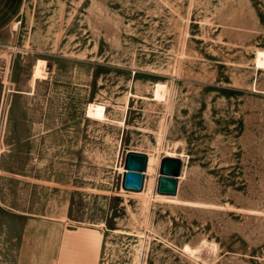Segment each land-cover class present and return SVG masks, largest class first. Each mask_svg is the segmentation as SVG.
<instances>
[{
  "label": "rangeland",
  "instance_id": "obj_1",
  "mask_svg": "<svg viewBox=\"0 0 264 264\" xmlns=\"http://www.w3.org/2000/svg\"><path fill=\"white\" fill-rule=\"evenodd\" d=\"M258 51L264 0H27L0 35V264L17 213L99 231L100 264H264ZM132 151L154 161L140 192ZM168 154L183 177L160 197Z\"/></svg>",
  "mask_w": 264,
  "mask_h": 264
},
{
  "label": "crops",
  "instance_id": "obj_2",
  "mask_svg": "<svg viewBox=\"0 0 264 264\" xmlns=\"http://www.w3.org/2000/svg\"><path fill=\"white\" fill-rule=\"evenodd\" d=\"M26 1L0 0V35L17 24ZM17 214L19 236L11 264H100L103 236L99 231L68 230L58 219ZM3 226L0 250L1 240L8 237L9 225ZM96 234L100 235L98 241H94Z\"/></svg>",
  "mask_w": 264,
  "mask_h": 264
},
{
  "label": "water",
  "instance_id": "obj_3",
  "mask_svg": "<svg viewBox=\"0 0 264 264\" xmlns=\"http://www.w3.org/2000/svg\"><path fill=\"white\" fill-rule=\"evenodd\" d=\"M132 156L143 159L142 167L138 168L132 161ZM170 161L175 164L171 172H166L165 163ZM182 161L179 158H163L160 164V178L157 192L160 195L174 196L178 190L179 177L181 175ZM122 188L128 192H140L144 188L145 173L147 170V155L132 151L125 159Z\"/></svg>",
  "mask_w": 264,
  "mask_h": 264
},
{
  "label": "bare ground",
  "instance_id": "obj_4",
  "mask_svg": "<svg viewBox=\"0 0 264 264\" xmlns=\"http://www.w3.org/2000/svg\"><path fill=\"white\" fill-rule=\"evenodd\" d=\"M256 63L259 67L264 68V51H258L257 52ZM163 89H164V86L162 84L156 85V90L154 93H155V97L157 99L163 98ZM87 116H89L92 119L103 120L106 118V107L102 104H91L87 109ZM167 156H171V157H165V158H176L175 154H168ZM132 161L135 162L136 167H138V168L142 167V162H143L142 158L132 156ZM153 162L154 161L152 158L147 157V164L148 165H147V170H146V176H148L149 174H153V172H151V166H152ZM174 166H175L174 163H172L170 161H166V163H165L166 172H171L174 169ZM182 177H183V175L181 174L179 177V182L182 180ZM144 192H145V190L141 194H143ZM158 196L167 197L165 195H158Z\"/></svg>",
  "mask_w": 264,
  "mask_h": 264
},
{
  "label": "trees",
  "instance_id": "obj_5",
  "mask_svg": "<svg viewBox=\"0 0 264 264\" xmlns=\"http://www.w3.org/2000/svg\"><path fill=\"white\" fill-rule=\"evenodd\" d=\"M260 17H261V19H263V16H262V14L260 13Z\"/></svg>",
  "mask_w": 264,
  "mask_h": 264
}]
</instances>
